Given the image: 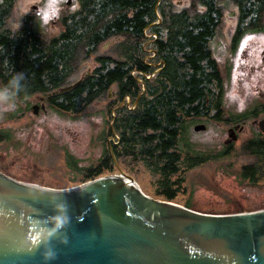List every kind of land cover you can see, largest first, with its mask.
I'll return each instance as SVG.
<instances>
[{
  "label": "trees",
  "instance_id": "trees-1",
  "mask_svg": "<svg viewBox=\"0 0 264 264\" xmlns=\"http://www.w3.org/2000/svg\"><path fill=\"white\" fill-rule=\"evenodd\" d=\"M15 1L0 0L1 89L12 99L43 95L48 107L77 113L116 87V159L143 161L164 176L159 192L173 201L169 178L203 162L191 152L188 120L225 116V81L211 40L228 12L238 19L231 51L246 33L263 32L264 0H80L62 15L57 35L42 33L33 15L14 28ZM113 38L122 39L115 56H98L77 87L48 97L72 85L82 62ZM252 147L264 152V142ZM111 154L108 148L86 181L113 167Z\"/></svg>",
  "mask_w": 264,
  "mask_h": 264
},
{
  "label": "rangeland",
  "instance_id": "rangeland-1",
  "mask_svg": "<svg viewBox=\"0 0 264 264\" xmlns=\"http://www.w3.org/2000/svg\"><path fill=\"white\" fill-rule=\"evenodd\" d=\"M71 1L68 5V0H16L12 10V25L14 28L20 27L25 16L33 15L42 33L57 35L61 31L59 21L62 15L76 11L79 7L80 0ZM237 20L235 12H228L222 30L211 40L214 57L220 63L225 81L224 120H192L195 117L188 120L191 152L193 150V156L203 162L186 173L181 172L169 178L175 191L174 203L208 214L264 209V185L261 184H264V178L257 184L239 182L243 180L239 177L241 165L251 162L240 146L255 128H248L239 136L232 157L223 154L225 142L230 139L226 124L228 117H237L255 102L253 96L245 99L242 94L244 89L250 87L249 83H245L248 80L246 74H250V78L255 76L252 80L255 82L262 77L260 70L264 68L260 65L264 31L246 33L236 49L231 51ZM120 40L113 38L103 43L96 53L83 61L72 84L98 67V56H115ZM246 65L254 70L247 69ZM156 66L160 68V64ZM115 89L113 87L105 98L95 101L86 110L64 113L48 107L43 95H34L28 100L12 99L0 87V123L3 127L0 126L7 135L0 140V171L16 180L49 188L64 189L87 182L88 170L98 164L108 148L112 158H117L113 146H118L119 137L112 124L118 107H111L116 98L113 95ZM253 89L250 87L251 91ZM43 104L46 108L34 114L33 106L41 107ZM201 124L206 129L195 131V126ZM110 128L114 132L113 136V132L108 134ZM116 161L109 171L103 170L100 177L119 175L121 169L134 178L147 195L166 200L159 192L165 182L164 176L154 172L143 161L131 158ZM184 169L185 166L182 171Z\"/></svg>",
  "mask_w": 264,
  "mask_h": 264
},
{
  "label": "water",
  "instance_id": "water-1",
  "mask_svg": "<svg viewBox=\"0 0 264 264\" xmlns=\"http://www.w3.org/2000/svg\"><path fill=\"white\" fill-rule=\"evenodd\" d=\"M119 171L64 189L0 171V264H264V209L198 212L150 197Z\"/></svg>",
  "mask_w": 264,
  "mask_h": 264
},
{
  "label": "flooded vegetation",
  "instance_id": "flooded-vegetation-1",
  "mask_svg": "<svg viewBox=\"0 0 264 264\" xmlns=\"http://www.w3.org/2000/svg\"><path fill=\"white\" fill-rule=\"evenodd\" d=\"M260 65L261 67H264V49L261 50L260 53ZM247 69L254 70V68L246 65ZM264 68L260 70V73L262 77H259L255 82L252 80L255 76L250 78V74L248 75V80H246L245 83H249L250 87H253V91L250 90V87L247 89H244L242 91V94L245 96V99L253 96L255 99V102L252 106L244 110L239 117H228L230 118L226 124H228L229 130L233 129L234 136L237 137V139L233 142H229L228 144H225L224 153L228 157H232L233 152L235 151V146L237 144V141L239 140V136H241L246 129L248 128H255L254 131L248 133L247 138H245L240 146V149L244 151V154L246 157L251 159V162L245 163L244 165H241L240 167V180L239 182L242 183L248 182L250 184H257L261 179L264 178V158H260L264 154L262 153H254L253 149L255 147H252V145L256 142H264V132L259 126V123L264 120ZM250 78V79H249ZM46 107V106H45ZM0 125L3 127L2 122ZM0 126V140H2L4 137H6L5 129H3ZM255 167V172L251 173L249 171L252 170V168ZM253 176V177H252ZM262 185H264L261 182Z\"/></svg>",
  "mask_w": 264,
  "mask_h": 264
}]
</instances>
